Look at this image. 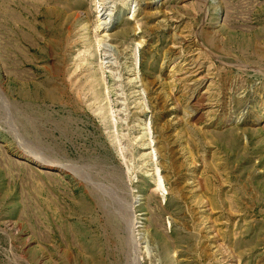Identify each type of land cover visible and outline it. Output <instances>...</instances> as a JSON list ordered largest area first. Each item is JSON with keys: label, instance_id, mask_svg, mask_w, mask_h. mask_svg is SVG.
<instances>
[{"label": "rangeland", "instance_id": "1", "mask_svg": "<svg viewBox=\"0 0 264 264\" xmlns=\"http://www.w3.org/2000/svg\"><path fill=\"white\" fill-rule=\"evenodd\" d=\"M136 260L264 264V0H0V264Z\"/></svg>", "mask_w": 264, "mask_h": 264}, {"label": "bare ground", "instance_id": "2", "mask_svg": "<svg viewBox=\"0 0 264 264\" xmlns=\"http://www.w3.org/2000/svg\"><path fill=\"white\" fill-rule=\"evenodd\" d=\"M104 191V190H103ZM107 192V191H106ZM110 195V194H109ZM112 200V199H111ZM113 201V200H112ZM118 201V200H117ZM117 204V203H116ZM132 204V203H131ZM118 207H119V205H118ZM123 207V206H122ZM120 210V209H119ZM120 212H122V211H120ZM117 213V212H116ZM119 213V212H118ZM117 213V214H118ZM121 215V214H120ZM111 216V215H110ZM124 216V215H123ZM126 216V215H125ZM128 216V215H127ZM118 217V216H117ZM122 217V216H121ZM123 218H125V217H123ZM122 219V218H121ZM126 219H127V217H126ZM125 220V219H124ZM121 221V220H120ZM120 225V224H119ZM122 225V224H121ZM120 227V226H119ZM124 229V228H123ZM127 229V228H126ZM114 230H116V228L114 227ZM118 230V229H117ZM127 230H129V229H127ZM131 230V229H130ZM119 231H121V230H118V232ZM117 232V231H116ZM131 232V231H130ZM115 233V232H114ZM128 234V233H127ZM131 234V233H130ZM117 235H119V233H116V235L115 236H117ZM132 236H134V235H132ZM130 237V236H129ZM117 237H115V239H116ZM124 238V237H123ZM128 237H126V239H127ZM131 239V238H130ZM134 239L135 238H132L131 239V241L133 242V244H134ZM125 240V239H124ZM119 241V240H118ZM127 241H129L128 239H127ZM127 244V243H126ZM134 246H135V244H134ZM134 248H136V247H134ZM135 252H136V249H135ZM135 252H133V254L135 255ZM134 255H133V258H134ZM135 259V258H134ZM133 259V260H134ZM137 261V260H136ZM135 261H133V263H134ZM136 263V262H135ZM136 264H140L138 261H137V263Z\"/></svg>", "mask_w": 264, "mask_h": 264}]
</instances>
